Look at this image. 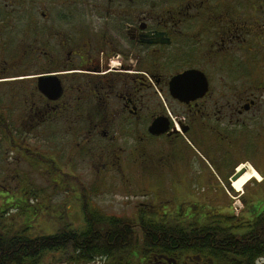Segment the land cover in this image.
I'll use <instances>...</instances> for the list:
<instances>
[{
    "label": "flooded vegetation",
    "instance_id": "1",
    "mask_svg": "<svg viewBox=\"0 0 264 264\" xmlns=\"http://www.w3.org/2000/svg\"><path fill=\"white\" fill-rule=\"evenodd\" d=\"M188 72L202 74L208 90L181 102L170 86ZM159 118L167 127L151 134ZM46 124L61 125L66 138L83 137L125 185H230L228 149L264 136V0H0L4 153L41 157L22 138L27 125ZM140 142L151 162L141 166ZM124 144L136 154L131 163ZM48 161L59 166L57 153ZM216 170L221 175H210ZM240 201L226 213L137 211L189 239H232V248H147L130 263L264 264L263 249L235 251L254 233L264 235V195Z\"/></svg>",
    "mask_w": 264,
    "mask_h": 264
},
{
    "label": "rangeland",
    "instance_id": "2",
    "mask_svg": "<svg viewBox=\"0 0 264 264\" xmlns=\"http://www.w3.org/2000/svg\"><path fill=\"white\" fill-rule=\"evenodd\" d=\"M15 121L18 126L19 121ZM25 129L26 133L22 138L23 146L32 150L36 148L42 156H32L25 152L21 155L6 154L4 141L0 137V189L4 186L5 189L11 190L13 196L10 192H6V195L14 199L21 197L20 190L25 189V186L43 192V199L34 201L41 210L37 211L36 218L30 222L32 236L53 234L62 216L67 218L75 228L81 229L83 220L78 198L82 191L104 214L117 217H134L137 211L150 208L157 211L162 209L161 206H164L165 210H176L180 207L178 209L185 213L212 211L226 213L232 203L234 207L240 208L242 205L240 200L243 197L257 198L264 195V136L246 140L238 139L228 149L231 168L227 172L230 176L238 169L236 167L232 172V167L240 163V166L246 164L252 166L261 177V181L252 180L238 192L231 187V184H205L204 181L198 185L185 187L125 185L126 177L122 173L102 168L99 155L88 146L83 137L76 136L73 140L66 138V132L61 125L46 124L38 128L27 125ZM99 145L101 144L95 143L96 147ZM140 145L138 164L141 166L142 163H151L148 162L150 155L145 151V146H142L141 142ZM122 146L125 149L123 152L126 157L125 163L133 162V156L136 154L131 153V147L125 144ZM223 150L225 152V148ZM52 153L58 155L59 166L56 165V168H52V163L48 161ZM212 173L210 174L212 176L221 175L218 170ZM145 176L151 177L149 173ZM50 178L57 183H52ZM162 201L166 202L162 203ZM16 215L18 214L13 211L7 217L8 224L13 223L11 225L14 227L16 220L12 216ZM19 217V222L23 223L24 216L19 215ZM46 262L59 264L51 263V256L46 259Z\"/></svg>",
    "mask_w": 264,
    "mask_h": 264
},
{
    "label": "trees",
    "instance_id": "3",
    "mask_svg": "<svg viewBox=\"0 0 264 264\" xmlns=\"http://www.w3.org/2000/svg\"><path fill=\"white\" fill-rule=\"evenodd\" d=\"M50 180L57 183L51 178ZM6 192L8 190L1 187L0 264H47L46 259L49 256L52 258L51 263L59 264H131L132 259L136 258L135 254L146 253L147 248L164 252L165 249H177L193 242L218 246L219 249L223 247L225 250L232 248L229 243L232 239L219 243L213 235L208 234L198 240L189 239L172 231V225L147 219L141 212L134 217L109 216L82 193L83 191L78 200L83 220L81 229L75 228L62 216L53 234L32 236L30 222L36 218L37 211L41 210L34 201L42 200L43 192L25 186V189L20 190L19 199L7 197ZM13 211L18 214L12 216L16 220L15 227L11 225L13 223L8 224L7 218ZM19 215L24 216L23 223L19 222ZM243 242V245L235 247V251L242 255H253L264 250V235L254 233Z\"/></svg>",
    "mask_w": 264,
    "mask_h": 264
},
{
    "label": "water",
    "instance_id": "4",
    "mask_svg": "<svg viewBox=\"0 0 264 264\" xmlns=\"http://www.w3.org/2000/svg\"><path fill=\"white\" fill-rule=\"evenodd\" d=\"M54 81V80H53ZM57 92L61 93V87L53 86ZM208 86H206L205 78L197 72H188L177 76L171 82L170 91L174 98L181 102L189 99L202 98L206 94ZM167 127V123L162 118L156 119L149 128L151 134L157 135L162 133ZM244 168L237 170L230 178V182L237 180L245 173Z\"/></svg>",
    "mask_w": 264,
    "mask_h": 264
},
{
    "label": "bare ground",
    "instance_id": "5",
    "mask_svg": "<svg viewBox=\"0 0 264 264\" xmlns=\"http://www.w3.org/2000/svg\"><path fill=\"white\" fill-rule=\"evenodd\" d=\"M240 168H244L246 171L243 175H241L237 180L233 181L231 183V187L236 191L243 190L244 186L248 184L253 179L261 180L260 175L256 172V170L249 165H241L238 167V170Z\"/></svg>",
    "mask_w": 264,
    "mask_h": 264
}]
</instances>
